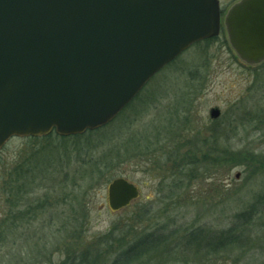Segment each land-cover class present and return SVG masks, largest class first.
I'll list each match as a JSON object with an SVG mask.
<instances>
[{
  "label": "rangeland",
  "instance_id": "1",
  "mask_svg": "<svg viewBox=\"0 0 264 264\" xmlns=\"http://www.w3.org/2000/svg\"><path fill=\"white\" fill-rule=\"evenodd\" d=\"M237 1L220 0L217 41L184 52L110 125L81 138H14L5 146L0 264H64L69 256L78 264L87 250L90 260L107 253L114 264L123 245L149 233L162 235L160 253L134 264H264L262 215L241 247L215 254L205 244L264 195V63L246 66L230 47L223 20ZM212 109L219 118L210 117ZM20 163L29 204L3 221ZM117 178L140 186L142 195L111 212L107 186ZM194 230L203 232L197 245L189 244Z\"/></svg>",
  "mask_w": 264,
  "mask_h": 264
},
{
  "label": "water",
  "instance_id": "2",
  "mask_svg": "<svg viewBox=\"0 0 264 264\" xmlns=\"http://www.w3.org/2000/svg\"><path fill=\"white\" fill-rule=\"evenodd\" d=\"M221 13L220 0H0V152L14 138L107 126L165 67L219 37ZM223 27L244 65L264 63V0H238ZM139 195L125 178L107 186L112 212Z\"/></svg>",
  "mask_w": 264,
  "mask_h": 264
},
{
  "label": "trees",
  "instance_id": "3",
  "mask_svg": "<svg viewBox=\"0 0 264 264\" xmlns=\"http://www.w3.org/2000/svg\"><path fill=\"white\" fill-rule=\"evenodd\" d=\"M218 39H219V37L213 38L210 40H206L204 42H206L207 44H211V43L217 41ZM201 43H203V42H201ZM173 63H171V64H173ZM137 98H138V96L135 99H137ZM101 129H103V128H101ZM101 129H99V130H101ZM99 130L89 131L86 134L91 135L94 132H97ZM53 135L56 136L55 134H52V135L45 137V138H28V139L32 142V141L41 140V139H48ZM57 137L60 139H67V138H62L59 136H57ZM81 137H83V135L70 137V138H81ZM87 144H89V142H87ZM17 156L19 158L21 157V162H22L23 154L19 153ZM96 165L97 166L96 167L93 166L92 169L94 172L96 170L95 173H98V171L100 172V170H101V165L100 164H96ZM25 167H27V165H25ZM27 175L28 174L25 172V168H24V166H22L21 163L16 169H14L12 171L11 186H10V189L8 191H6L8 193L6 195L7 196V202L11 205L12 210L9 209V210H7V212L5 210L4 211L2 210L4 217H1V219H3V221L6 220V218H5L6 213H12L13 211L16 212L17 208L22 210V208H20V206H23L25 209L27 208L25 205L29 204V203L24 199V195H23L24 193L22 192L23 191L22 189H23L25 184L21 183L22 180H23L22 182H24V183H26V182L29 183V178ZM94 179L95 178H93V180ZM86 196H87V193L85 194L84 197H86ZM82 205L84 207H83V210H80L81 211L80 213L87 212V210L85 209L86 205H84L83 203H82ZM41 208H42V206H41ZM42 210H43V208H42ZM39 211H40V207H39ZM260 215L264 216V195L258 197L254 203L249 205L242 213L238 214L235 217V221L231 225L230 228L220 232L217 235L215 234V236L208 237L207 238L208 242L205 243L207 245V249L208 250L210 249V251H211L210 253L216 254L219 252L226 251V250L233 248V247H241L242 244L246 243V241H249L248 240L249 236H245V233L246 232L249 233V229H251L252 222H255L257 217ZM202 236H203V232L201 230H194L193 232L190 233L189 244L192 243V241H194L196 243V245L201 243L203 238H204ZM3 238H4V236H2V230H1L0 231V240H3ZM163 238H164V236H163ZM161 240H162V235L158 236V235H155L154 233H149V234H145L141 239L138 238L135 242L126 243L125 246L123 245L121 247V249H119L122 251L116 255L117 257L114 261V264H134L140 258L144 257L145 259H149L151 257H155L156 255H159V253H160L159 250L161 249V247H160ZM113 249L114 248H112V246L111 247L109 246L108 247V250H109L108 253H110ZM90 254H91L90 250L84 251L83 254L80 256V259H79L80 262L78 264H107V259L103 257V255L107 254V253L99 254V255H96L94 253L95 259H93V260L92 259L90 260V257H91ZM67 259L68 260L66 262H64V264H75V262H74L75 260H73L72 262L69 261V259H71L70 256Z\"/></svg>",
  "mask_w": 264,
  "mask_h": 264
},
{
  "label": "flooded vegetation",
  "instance_id": "4",
  "mask_svg": "<svg viewBox=\"0 0 264 264\" xmlns=\"http://www.w3.org/2000/svg\"><path fill=\"white\" fill-rule=\"evenodd\" d=\"M135 185V184H134ZM135 186H137L138 187V189H139V192H140V195H139V198L138 199H140L141 198V195H142V188L140 187V186H138V185H135ZM108 206V205H107ZM111 211V210H110ZM112 212V211H111Z\"/></svg>",
  "mask_w": 264,
  "mask_h": 264
}]
</instances>
